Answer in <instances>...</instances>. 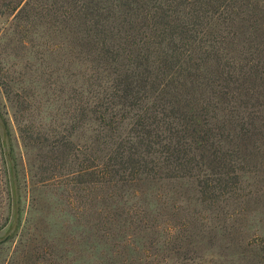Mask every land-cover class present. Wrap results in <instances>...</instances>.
Here are the masks:
<instances>
[{
    "label": "trees",
    "instance_id": "16d2710c",
    "mask_svg": "<svg viewBox=\"0 0 264 264\" xmlns=\"http://www.w3.org/2000/svg\"><path fill=\"white\" fill-rule=\"evenodd\" d=\"M2 20L0 96L39 152L37 184L121 183L140 199L157 181L194 179L213 202L236 194L240 165L260 173L264 0H0ZM28 54L38 67L9 64ZM35 81L43 93L24 86ZM53 101L60 119L44 112Z\"/></svg>",
    "mask_w": 264,
    "mask_h": 264
},
{
    "label": "rangeland",
    "instance_id": "374dc122",
    "mask_svg": "<svg viewBox=\"0 0 264 264\" xmlns=\"http://www.w3.org/2000/svg\"><path fill=\"white\" fill-rule=\"evenodd\" d=\"M2 27L0 35L7 34L9 22L0 21ZM12 48L7 46V53ZM8 59L39 66L31 54ZM43 85L24 83L36 94L43 93ZM38 98L45 101L44 95ZM58 104L43 106L44 112L60 119ZM18 109L13 98L0 96V264L264 263V165L257 166L258 174L251 165H240L236 194L220 190L225 195L213 202L201 199L194 179L157 181L140 199L141 193L121 183L37 184L29 163H37L39 152L27 153L18 138L13 120ZM24 114L45 129L50 124L34 112Z\"/></svg>",
    "mask_w": 264,
    "mask_h": 264
}]
</instances>
